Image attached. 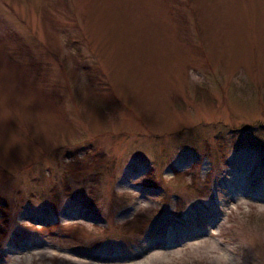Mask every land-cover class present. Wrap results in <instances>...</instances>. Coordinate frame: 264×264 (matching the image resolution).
I'll list each match as a JSON object with an SVG mask.
<instances>
[{
  "label": "rangeland",
  "instance_id": "obj_1",
  "mask_svg": "<svg viewBox=\"0 0 264 264\" xmlns=\"http://www.w3.org/2000/svg\"><path fill=\"white\" fill-rule=\"evenodd\" d=\"M259 206L264 0H0V264H264Z\"/></svg>",
  "mask_w": 264,
  "mask_h": 264
},
{
  "label": "clouds",
  "instance_id": "obj_2",
  "mask_svg": "<svg viewBox=\"0 0 264 264\" xmlns=\"http://www.w3.org/2000/svg\"><path fill=\"white\" fill-rule=\"evenodd\" d=\"M238 204L241 207H245L248 204V202L245 200V198L241 197V198H238ZM235 207L236 205H233V208ZM262 213H264V206H259L257 208V214H262ZM250 214L251 213H249V215ZM247 219L248 217H245V216L238 217V220L240 223H247ZM210 247H212L214 251L219 250V245L216 244L215 242H210ZM203 264H228V261L224 257L223 252H219V254H214V255H211L205 258L203 261Z\"/></svg>",
  "mask_w": 264,
  "mask_h": 264
},
{
  "label": "trees",
  "instance_id": "obj_3",
  "mask_svg": "<svg viewBox=\"0 0 264 264\" xmlns=\"http://www.w3.org/2000/svg\"><path fill=\"white\" fill-rule=\"evenodd\" d=\"M155 217H156V216H155ZM140 219H146V220H148L147 223H151V222H152V220H149V218L147 217V215H142V216L140 217ZM157 219H158V218H157ZM163 222H165V219H164L162 222H160V223H162L161 225H163ZM164 226H165V225H164ZM164 226H163V230L165 229ZM148 237H152V235H151V236H148Z\"/></svg>",
  "mask_w": 264,
  "mask_h": 264
}]
</instances>
